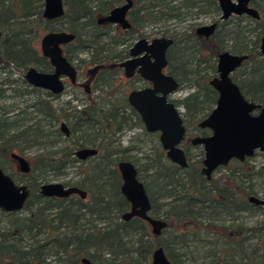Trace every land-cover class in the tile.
I'll list each match as a JSON object with an SVG mask.
<instances>
[{
	"label": "trees",
	"instance_id": "16d2710c",
	"mask_svg": "<svg viewBox=\"0 0 264 264\" xmlns=\"http://www.w3.org/2000/svg\"><path fill=\"white\" fill-rule=\"evenodd\" d=\"M124 1L63 0L64 16L53 21L42 16L44 0H0V71L8 74L0 78V158L6 159L13 152L22 155L34 146L43 150L50 145L52 136L56 142L67 140L58 128L52 131V123L61 118L59 112L64 108H55L48 96L43 99L42 91L28 85L23 77L10 76L11 70L23 75L32 66L44 72L50 70L36 42L41 33L58 31L55 24L68 22L64 29L76 36L74 45L79 46L82 41V52L90 53L82 63L110 65L127 58L131 41L135 36H144L146 27L182 22L207 11L220 14L217 0H132L127 15L130 28H119L114 34L115 27L102 30L98 18ZM253 5L260 10L261 19L234 16L228 21H218V29L209 38L198 36L195 28L190 34H173L170 29L152 33L174 39L167 55L168 73L179 81L180 89H193L174 101L184 108L187 127L184 143L192 130L200 129L197 136L209 134L208 129H201L198 124L216 105L218 92L210 80L217 74L218 56L222 52L249 55L232 77L248 100L264 106V56L259 52L264 36V0H254ZM86 28L90 34L87 40H81V30ZM75 54L69 47L66 49L68 59L72 60ZM108 71L115 72L109 67L100 70ZM6 100L11 103L6 104ZM72 117L79 123L73 132L82 131V139L76 136L56 152L41 151L32 157L30 172L23 176L31 193L24 206L28 214H10L9 225L0 231V264L44 263V255L51 248L54 254H61L57 257L60 264H82L84 257L94 264H152L153 252L158 247L164 248L174 264H264V220L258 226L235 223L243 213L254 216L264 212V206L249 201L250 196H258L253 180H264V168L249 170L246 167L249 159L234 160L238 167L229 175L208 180L201 173L203 159L192 163L185 144L187 168L164 160L160 151L153 153V157L144 156L147 164L141 163L129 154L130 147L115 145L116 134L129 121L134 119L135 124L141 125L121 89L105 102L82 104V114L77 112ZM78 147H94L98 152L82 161V181L63 184L83 189L87 197L72 195L45 200L42 209L55 210L54 216L47 220L39 208L33 210L40 182L51 175L57 178L76 166L73 152ZM119 161L136 166L138 178L151 200V215L161 219L160 214L164 213L162 219L168 226L160 236H155L150 225L137 217L123 221L121 215L128 209V202L120 191ZM146 177H152L153 184L144 182ZM156 184L162 192L160 199L168 201L157 204L153 188ZM92 216L102 220L103 225L82 228L81 220L89 223ZM41 234L45 235L44 240L38 239ZM23 238L29 241L25 245H21Z\"/></svg>",
	"mask_w": 264,
	"mask_h": 264
},
{
	"label": "water",
	"instance_id": "95a60500",
	"mask_svg": "<svg viewBox=\"0 0 264 264\" xmlns=\"http://www.w3.org/2000/svg\"><path fill=\"white\" fill-rule=\"evenodd\" d=\"M221 9L222 20L233 15H247L258 19L259 12L252 6L254 0H217ZM133 5L132 0H126L121 5L111 9L109 13L98 19V24L109 23L119 25L126 30L130 27L127 13ZM63 0H44L42 16L46 20H53L63 16ZM218 24L201 25L197 28L200 35L206 37L214 34ZM1 38V32H0ZM75 35L64 30L44 33L39 41L40 53L53 67L52 72H44L36 67H28L23 79L32 87L60 93L64 86L62 77L74 82L75 70L73 65L63 55L62 45L74 40ZM174 39L160 36L152 40L139 38L129 48L128 58L113 63L123 69L126 77L134 72L152 83L149 88L132 90L127 95L128 103L140 116L147 132H160V141L167 151L170 161L181 168L189 166L188 156L183 148L187 136L183 111L169 97L175 94L180 83L172 75L165 73L168 67L167 53L173 45ZM260 54L264 55V36L261 39ZM249 58L248 54H234L225 51L219 54L217 62V76L210 80V85L218 92L216 106L200 123V128H207L211 134L195 136L192 145H201L204 150L203 168L201 172L210 180L214 172L229 165L232 160L244 162L252 158L258 151L264 152V106L248 100L239 84L232 78V74ZM103 64L93 66L88 70L94 75ZM257 111V113H255ZM63 132L68 134L64 123ZM94 147H84L74 152L76 158L86 160L97 154ZM11 158L18 164L19 171L28 173L30 164L26 157L12 153ZM117 169L121 178L120 191L130 204L128 211L121 217L128 221L137 217L147 222L155 236H160L167 221L151 215L152 204L147 195L143 182L138 178L136 166L129 161H119ZM40 194L46 197L65 198L78 195L85 199L86 191L76 186H65L61 182H49L40 186ZM29 196V190L24 184H16L13 179L0 169V209L5 212L22 210ZM249 201L258 206H264V198L250 196ZM82 264H94L87 258H81ZM34 264H46L36 262ZM152 264H174L167 256L163 247H158L152 255Z\"/></svg>",
	"mask_w": 264,
	"mask_h": 264
},
{
	"label": "rangeland",
	"instance_id": "374dc122",
	"mask_svg": "<svg viewBox=\"0 0 264 264\" xmlns=\"http://www.w3.org/2000/svg\"><path fill=\"white\" fill-rule=\"evenodd\" d=\"M216 20H219V15L218 14H214L213 12L209 13V14H200L197 15L195 14L192 18L187 19L185 21L182 22H175V21H171L168 22V24H160L158 26H149L146 27L143 31H144V37L147 39H152L154 37H158L161 35H153L152 33L154 31H158V30H165V29H170V33L173 34H190L192 31V28L196 29V27L200 26V25H205V24H211L212 22H215ZM69 24L68 22H61V23H57L55 24L56 28H63L64 27H68ZM111 27H115L114 31H112V33L114 34L115 32H117L119 30L118 26H114V25H104L102 26V30H109ZM116 30V31H115ZM83 33V37H81V40H87V35L90 34V30L89 29H83V31L81 30V36ZM44 34L41 33L40 37L37 39V46L39 47V41L41 36ZM135 38L137 39L138 36H135ZM136 39H133L131 41V45L136 41ZM130 45V46H131ZM90 56V53L88 51L82 52V59H88ZM93 65L92 64H88V63H82V75L84 73H86L87 69L92 68ZM24 74V73H23ZM8 75L7 72H3L0 71V78L4 77ZM122 75V72H119V76ZM10 76L12 79H20L23 77V75L21 73H18L16 70H11L10 72ZM87 76V75H86ZM118 75L111 73L110 71L108 72H99L96 74L95 79L93 81V89H92V93H91V97H86L85 95L82 94V103L85 104L87 102H90L91 104L96 103V102H105L108 99H112L113 96H117L119 94V90L123 89V87L120 84V78ZM109 80V81H108ZM104 81H108L107 84H103ZM124 87H128V85L124 84ZM130 88V87H129ZM128 90V89H126ZM126 93H128V91H126ZM193 89L192 88H184V89H180L173 95H171V97L173 99H178V98H183L185 96H187L190 92H192ZM125 93V94H126ZM41 97L43 99H45L47 97V94L45 92L41 93ZM71 94L68 93H64L62 94L60 97H58L57 99H54L51 101L52 105L57 108H64V111L62 112L65 116H67L68 118L72 116V114L74 113V111H78V108L74 107L72 108V106H74V102H71L70 104H66V102L71 98ZM25 99H30V96H24ZM50 99V98H49ZM12 102H21L22 99H17V100H12L9 99ZM9 100H6V104H10L11 102ZM27 102H30V100H28ZM21 104H25L24 102H22ZM71 106V107H70ZM182 111H184L183 107H180ZM55 127L59 126V123H56L54 125ZM54 127V128H55ZM201 131L200 129H196V130H192L190 132L189 138L188 140H186V142L184 143L185 146L188 148L189 153H190V158H191V162L195 163L198 162L200 159H204V155H202V146L198 145V146H194L190 143V139L200 135ZM116 143L115 145H119L122 148L124 147H130L131 150L129 152L130 155H132L134 158H138L140 160L141 163H144V156L150 155L151 157H153V152L159 148V139L154 136V135H146L144 133V129H143V125H139L136 123L135 125V121L134 119H132L131 121H129V123L123 127V129L121 131H119L116 134ZM64 144H67V141H54V145H49L47 146V148L45 149H40L38 148V146H34L31 147L29 149H26L22 152V155H24L29 162H32V157L35 156L36 154L40 153L41 151H47V152H56L58 151V149L63 146ZM1 163L3 165V167L13 175V177L18 180L21 181L22 183L24 178L21 176V173L18 170L17 167V163L12 160L10 157H7L6 160H1ZM81 165V166H79ZM238 167V165L234 162H231L229 165L227 166H223V167H219L213 174V178L215 180H219L222 177H225L227 175H229L232 171H234L236 168ZM247 169L249 170H255V171H259L261 168H264V153L261 151H258L252 158H250L248 160V163L246 164ZM150 174V172H149ZM46 182H61L64 183L66 181L70 182V183H74L76 181H82V162H78L76 164V166L74 167H70L68 169H66L65 174L54 178L52 175L49 176V179L45 180ZM153 179L152 177H146L144 178V182H149L151 184H153ZM253 182L255 183V189L257 191L258 196L263 197L264 196V180L262 178H256L255 180H253ZM25 184V183H24ZM156 197H157V204L158 203H162V202H166L168 201L167 199H160V194L162 193L160 190V187L156 185L153 186ZM160 199V200H159ZM55 210L52 211V215L54 216ZM28 212L26 210H23L20 215L24 216L27 215ZM164 213L160 214V218H164L163 216ZM247 213H243L241 214V217H239L238 219H236L235 223H245L248 226H258L260 224V222H262L264 220V212L260 213L258 215H254V216H248L246 215ZM11 219V217H8L6 215L0 214V230H2V228L7 227L9 225V220ZM90 219V222L88 223L87 221H85V219L81 220V224H82V228H88L91 225H96L97 227H101L103 225L102 220L100 221L99 219L95 218L94 216H92ZM232 222V221H231ZM227 224H230V221L227 222ZM63 228V226H62ZM65 228L61 229V231H64ZM66 232V231H65ZM38 239L40 240H44L45 239V235L41 234L39 235ZM28 238H23V240L21 241V245H25L27 244ZM253 242L255 243V240H253ZM50 247V244L48 245ZM52 250V251H51ZM50 253L45 254L44 255V263L46 264H60V260L57 259V257H59L61 254H54L53 253V248H51L49 250ZM192 257V256H191Z\"/></svg>",
	"mask_w": 264,
	"mask_h": 264
},
{
	"label": "flooded vegetation",
	"instance_id": "af4514ba",
	"mask_svg": "<svg viewBox=\"0 0 264 264\" xmlns=\"http://www.w3.org/2000/svg\"><path fill=\"white\" fill-rule=\"evenodd\" d=\"M126 1V0H125ZM124 1V2H125ZM123 2V3H124ZM217 3H218V1H217ZM122 4V3H121ZM120 4V5H121ZM252 6H254L255 7V5H253V2H252V4H251ZM133 6V5H132ZM218 6H219V4H218ZM63 7H64V2H63ZM132 8V7H131ZM220 8V7H219ZM257 8V7H256ZM257 10H258V12H259V18H258V20L259 19H261V17H262V15H261V12H260V10L257 8ZM130 11V10H129ZM128 11V12H129ZM212 11H207V12H204L203 14H209V13H211ZM64 13H65V8H64ZM215 14V13H214ZM127 15H128V13H127ZM221 15H222V12H221V9H220V14H219V20H216L215 22H212V23H217L218 24V21H228L229 19H231L232 17H234V16H247V15H233V16H231L229 19H227V20H222L221 19ZM63 16H64V14H63ZM63 16H61V17H59V18H56V19H53V21L55 20H59L60 18H62ZM248 17H250V16H248ZM252 18V17H251ZM99 19V18H98ZM127 19H128V17H127ZM255 19V18H254ZM98 21V20H97ZM65 22V21H64ZM98 23V22H97ZM211 23V24H212ZM107 24H109V23H102V24H99V25H101V26H104V25H107ZM109 25H114V26H118L120 29H122L119 25H116V24H109ZM205 25H209V24H205ZM201 26V25H200ZM218 26H219V24H218ZM218 26H217V28H216V30L218 29ZM199 27V26H198ZM198 27H196V29H195V32H196V34L198 35V36H201V37H205V38H209V37H211V36H209V37H206V36H204V35H200V34H198V32H197V28ZM130 28V27H129ZM128 28V29H129ZM58 30H64V31H66L65 29H59V28H57ZM122 30H124V29H122ZM216 30H215V32H216ZM67 32H70V31H67ZM214 32V33H215ZM72 33V32H71ZM158 37H160V36H158ZM167 37V36H166ZM139 38H145L144 36H142V37H139L138 36V38L136 39V40H138ZM155 38V37H154ZM1 39V38H0ZM147 39V38H146ZM153 39V38H152ZM152 39H147V40H152ZM262 39V38H261ZM75 40H76V36H75V38H74V40H72V41H70V42H68V43H66V44H64V45H62L61 47H62V50H63V55L66 57L67 55H66V49H68V47H69V49H71V51H72V53H76L75 54V56H74V58L72 59V60H70V59H68V56L66 57L67 58V60L68 61H70L71 62V64L73 65V67H74V70H75V80H74V82H71V80L69 79V78H67V77H62V83H63V86H64V88H63V90L60 92V93H57V94H55V93H52L51 91H45V90H43V89H40L41 91H42V93L43 92H45V93H47V96H48V98H50V101H52V100H54V99H57L58 97H60L62 94H64V93H70L71 94V98L72 99H69L67 102H66V104H70L71 102H74V106H72V108H74V107H76V108H78V111H74V113H76L77 114V112H80L81 114H82V94L83 95H85L86 97H91V93H92V89H93V81H94V79H95V76H96V74L97 73H99L100 72V70L101 69H104V68H107V67H109V68H113V70H115V72H113V74H116V75H118L119 76V72H122V75L121 76H119V78H120V84H121V86L123 87V89H121V90H123V92H124V95H125V98H126V100H127V95H128V93L130 92V91H132V90H138V89H143V88H149V87H151L152 86V83L150 82V81H147V80H145V79H143L141 76H140V74H138L137 72H134V74L131 76V77H126L125 75H124V71H123V69L122 68H120V67H117V66H112V64L113 63H117V62H120V61H117V62H113V63H111L110 65H103V67L102 68H100L94 75H91V73H89L88 72V70L89 69H87L86 70V73H84L83 75H82V41L79 43V46H75L74 45V43H75ZM260 46H261V41H260ZM131 46H129V48H130ZM40 50V49H39ZM129 52V51H128ZM259 52H260V47H259ZM167 55H168V53H167ZM261 55V54H260ZM261 56H264V55H261ZM127 58H128V56H127ZM167 58H168V56H167ZM126 59V58H125ZM125 59H123V60H125ZM123 60H121V61H123ZM168 62H169V60H168ZM0 63H1V56H0ZM1 65V64H0ZM50 65V64H49ZM95 66V65H94ZM168 66H169V63H168ZM240 68V67H239ZM238 68V69H239ZM53 71V67L50 65V70L49 71H47V72H52ZM165 73L166 74H168V75H171V74H169L168 73V67L166 68V70H165ZM234 74V73H233ZM233 74H232V76H233ZM87 75V76H86ZM216 76H217V74H216ZM215 77V76H214ZM233 78V77H232ZM176 79V78H175ZM234 80V79H233ZM124 84H126V85H128V87H124L123 85ZM32 87V86H31ZM130 87V88H129ZM35 88V87H34ZM36 89H39V88H36ZM126 89H128V90H126ZM125 90L126 91H128V93H126L125 92ZM126 93V94H125ZM218 96H219V94H218ZM179 99V98H178ZM175 100H177V99H173L171 96L169 97V101L170 102H173V103H175L174 101ZM218 100V99H217ZM127 102H128V100H127ZM217 103V102H216ZM129 104V103H128ZM117 106H119V102L116 104ZM176 105V104H175ZM177 106V105H176ZM216 106V105H215ZM214 106V107H215ZM71 107V106H70ZM131 107V106H130ZM133 108V107H132ZM75 109V108H74ZM134 109V108H133ZM135 110V109H134ZM213 110V109H212ZM136 111V110H135ZM59 113H61V118L59 119V120H57L55 123H52V131L53 130H55L56 128H58L59 129V131H60V133L61 134H63V136L67 139H65L66 141H67V143H69V142H72L74 139H75V137L76 136H79L80 137V139H82V131L81 132H73V128H75L76 126H78L79 127V123H77L75 120H74V118L72 117L73 116V114H72V116L71 117H67V116H65L63 113H62V111L61 112H59ZM136 113H137V111H136ZM255 113H257V111L255 112ZM137 115L139 116V114L137 113ZM184 117V116H183ZM139 118H140V116H139ZM140 121H141V119H140ZM56 123H59V126H57V127H55L54 125L56 124ZM62 123H64L65 124V126H66V128H67V130H68V134H66L65 132H63L62 131V129H61V125H62ZM136 125V124H135ZM141 125H143V123L141 122ZM55 127V128H54ZM198 127H199V124H198ZM200 128V127H199ZM143 129H144V133L146 134V135H154V136H156L158 139H159V142H160V146H159V148L158 149H156L153 153L155 154V153H158L157 151H160V152H163V155L161 156L164 160H167L168 159V157H167V151L163 148V146H162V144H161V141H160V132H147L146 130H145V128H144V125H143ZM201 129H203V128H201ZM204 129H207V128H204ZM209 130V129H208ZM209 134H211V131L209 130ZM208 134V135H209ZM207 136V135H206ZM194 138V137H193ZM191 140H192V138L190 139V143H191ZM54 141H55V138H54V136H52V137H50V145H54ZM183 144H184V142H183ZM183 146V145H182ZM195 146V145H194ZM196 146H198V145H196ZM82 147H78L77 149H75L74 150V152L76 151V150H78V149H81ZM185 150V149H184ZM74 152H73V156L75 157V159H76V161H77V163L78 162H82V161H86V160H80V159H78V158H76V156L74 155ZM13 153H15V152H13ZM12 154V153H11ZM11 154L9 155V157L11 158ZM18 154V153H17ZM153 155V154H152ZM155 156V155H154ZM12 159V158H11ZM27 159V158H26ZM250 159V158H249ZM1 160H6V159H2V158H0V169L3 171V173H5V174H7V175H9L12 179H13V181L16 183V184H24V183H22L21 181H18V180H16L14 177H13V175L11 174V173H9L4 167H3V165H2V163H1ZM13 160V159H12ZM28 160V159H27ZM169 160V159H168ZM15 161V160H14ZM232 161H234V160H232ZM231 161V162H232ZM246 161V160H245ZM16 162V161H15ZM28 162H29V160H28ZM144 162L147 164V160H145L144 159ZM151 162V161H150ZM172 162V161H171ZM230 162V163H231ZM17 163V162H16ZM229 163V164H230ZM29 164H30V169H31V163L29 162ZM17 167H18V164H17ZM202 168H203V164H202V166H201V170H202ZM18 170H19V168H18ZM20 172V171H19ZM30 172V171H29ZM28 172V173H29ZM21 173V176L23 177L24 175H26V174H28V173H22V172H20ZM202 173V172H201ZM203 174V173H202ZM204 175V174H203ZM206 177V176H205ZM207 178V177H206ZM208 179V178H207ZM212 179V178H211ZM210 179V180H211ZM209 180V179H208ZM44 183H49V182H45V181H41L40 182V185H39V188H38V196H37V200L35 199L34 200V204H33V210L34 211H36L38 208L42 211V214L47 218V220H49L50 218H52L53 216H51L52 215V211L53 210H48V209H46V210H43L42 209V205H43V203H44V201L45 200H49V199H52V198H56V199H64V198H58V197H46V196H42L41 194H40V186L42 185V184H44ZM24 185H26L27 186V188H28V190H29V187H28V185H27V183H25ZM30 195H31V193H30V190H29V196H28V198H27V200L29 199V197H30ZM78 196V195H77ZM70 197V196H69ZM87 197V196H86ZM65 198H67V197H65ZM81 199V198H80ZM27 200H26V202H27ZM40 201V202H39ZM26 202H25V204H26ZM25 204H24V206H25ZM41 207V208H40ZM129 208H130V204L128 203V209L126 210V211H128L129 210ZM24 210V207H23V209L22 210H19V211H13V212H5V211H3V210H1L0 209V214H3V215H6V216H8L9 217V215L10 214H12V213H15V214H20L22 211ZM125 211V212H126ZM152 229V228H151ZM1 231V230H0Z\"/></svg>",
	"mask_w": 264,
	"mask_h": 264
}]
</instances>
